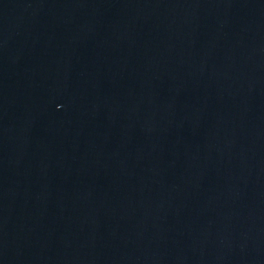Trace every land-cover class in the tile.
Listing matches in <instances>:
<instances>
[{"label":"water","instance_id":"obj_1","mask_svg":"<svg viewBox=\"0 0 264 264\" xmlns=\"http://www.w3.org/2000/svg\"><path fill=\"white\" fill-rule=\"evenodd\" d=\"M0 264H264V0H0Z\"/></svg>","mask_w":264,"mask_h":264}]
</instances>
